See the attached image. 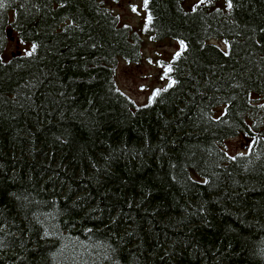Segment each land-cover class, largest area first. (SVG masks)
<instances>
[{
  "label": "trees",
  "instance_id": "16d2710c",
  "mask_svg": "<svg viewBox=\"0 0 264 264\" xmlns=\"http://www.w3.org/2000/svg\"><path fill=\"white\" fill-rule=\"evenodd\" d=\"M116 1L0 0V264H264V0H149L141 31ZM143 37L186 45L150 105L115 80Z\"/></svg>",
  "mask_w": 264,
  "mask_h": 264
},
{
  "label": "rangeland",
  "instance_id": "374dc122",
  "mask_svg": "<svg viewBox=\"0 0 264 264\" xmlns=\"http://www.w3.org/2000/svg\"><path fill=\"white\" fill-rule=\"evenodd\" d=\"M199 0H184V5L187 8L198 4ZM135 6L137 11L134 13L131 7ZM108 9L118 18L120 25L130 26L135 31L144 29L147 12L143 4V0H118L116 2H108ZM223 49L224 46H221ZM28 47L18 45L10 41L5 47V57L8 60L12 54L26 53ZM179 50L177 41L164 40L154 42L148 37L142 39V58L136 64H129L125 61H120L115 68V80L118 89L125 95L130 97L135 104H144L148 97L152 95L153 90L162 88L167 85V82L160 79L158 74H163L162 68L156 66L155 61L160 60L165 64L171 60L173 53ZM152 60V64L148 61ZM143 86V91H141ZM254 105L259 108L264 124V107L259 105L264 104V97H253ZM251 141L244 137H237L225 141L222 149L227 151L230 156H236L246 153L251 149Z\"/></svg>",
  "mask_w": 264,
  "mask_h": 264
},
{
  "label": "snow or ice",
  "instance_id": "6c2138e0",
  "mask_svg": "<svg viewBox=\"0 0 264 264\" xmlns=\"http://www.w3.org/2000/svg\"><path fill=\"white\" fill-rule=\"evenodd\" d=\"M148 3H149V0H143V4H144L145 7L148 5ZM203 3H204V0H199V4H203ZM225 4H226V8L228 10H231L233 8L232 0H225ZM197 7L198 6H193L192 11H196ZM131 10L135 13L137 11V8L135 6H132ZM217 11H219V9H217ZM151 21H152V17L148 16L147 20H146V23H145V28H147L148 23H150ZM125 27H127V25H125ZM262 31H264V30H262ZM149 39H153V37H149ZM177 44L179 45V50L176 51L175 53H173V55L171 57L172 60L178 59L181 56V52L186 49V45H185L184 40H178ZM225 44L227 46V42H225ZM36 47L37 46L35 44L31 45V48H32L33 52L35 51ZM31 54L32 53H28V55H31ZM225 55H227V53H225ZM152 63H153L152 60L148 61V64H152ZM155 64H156L157 67L162 68L163 74H158L159 78L162 79V80L166 79L168 77V74L172 71V68L169 65L165 64L163 61H160V60L155 61ZM174 83H175V81L168 80V88L172 87V85ZM141 91H143V86H141ZM161 91H167V88L153 90L152 95L148 97L149 105L151 104V102L154 99V97L159 95V93ZM121 95H123V93H121ZM145 106H147V105H145ZM259 107H264V104L259 105ZM224 156H226L227 159H229V160L235 159V157L234 156H230L227 153V151L224 152ZM203 183L207 184L208 181L205 180V181H203ZM129 235H131V233H129Z\"/></svg>",
  "mask_w": 264,
  "mask_h": 264
},
{
  "label": "water",
  "instance_id": "95a60500",
  "mask_svg": "<svg viewBox=\"0 0 264 264\" xmlns=\"http://www.w3.org/2000/svg\"><path fill=\"white\" fill-rule=\"evenodd\" d=\"M11 33H12L11 30H8V31H7V35H8V37L10 38V41H13L14 39L11 37ZM16 54L19 55V52H17ZM13 56H14V54H12V57H13Z\"/></svg>",
  "mask_w": 264,
  "mask_h": 264
}]
</instances>
